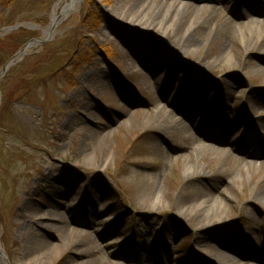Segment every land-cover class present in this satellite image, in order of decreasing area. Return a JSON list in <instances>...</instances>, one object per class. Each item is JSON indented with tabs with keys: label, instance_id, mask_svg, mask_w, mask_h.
<instances>
[{
	"label": "rangeland",
	"instance_id": "374dc122",
	"mask_svg": "<svg viewBox=\"0 0 264 264\" xmlns=\"http://www.w3.org/2000/svg\"><path fill=\"white\" fill-rule=\"evenodd\" d=\"M178 1L205 7L192 45L181 37L186 24L166 37L130 22L131 0H82L51 36L65 0H0L9 264H216L210 245L230 254L219 242L261 257L235 255L236 264H264V199L255 196L264 74L251 68L264 56L241 49L249 30L237 20L224 31L231 58L219 63L211 36L221 14L209 16L217 0ZM218 1L248 12L240 0ZM251 2L264 10V0ZM36 38L44 41L17 56ZM167 114L176 126L159 119ZM210 206L220 208L211 216Z\"/></svg>",
	"mask_w": 264,
	"mask_h": 264
},
{
	"label": "bare ground",
	"instance_id": "6f19581e",
	"mask_svg": "<svg viewBox=\"0 0 264 264\" xmlns=\"http://www.w3.org/2000/svg\"><path fill=\"white\" fill-rule=\"evenodd\" d=\"M65 6L62 9V13L60 16H56V13L53 14V17L51 19V24L47 29L46 34H52V31L50 30L51 25H55L58 23V21L61 19L62 15H64L66 12L68 13L72 8L76 6L77 3L81 2L82 0H65ZM213 7H209V16H217L218 14H221V20L220 23L212 28L214 29V32L211 36V38L214 39H220L219 43V51H218V62H224L229 61L231 58L230 52L232 50V45L228 42V40L224 36V31L228 29V31L231 29L232 24L235 23L237 20H242L243 25L247 27L249 32L247 34H243L242 36V50L246 53L250 51H254V48H256L257 55L259 57L264 56V29L261 30L260 28V22L256 19L258 17L257 15L263 16V11H258L256 8H252V5H250L251 0H248V2L245 5V9L248 12H243V10L238 7L236 10H230L229 6L226 4L225 1H218L213 2ZM221 3V6L219 7L218 4ZM154 5V6H153ZM204 6H195L194 4H182L178 0H131V11H130V22L132 23H140L145 20V22H148L146 26L154 29L156 28L161 35L166 36L169 34V29H178L181 28L183 24L187 25V29L185 30L182 40L185 41V44H191L196 43V39L192 36L193 29L192 24L194 25L193 28H197L199 25H195V22L199 21L201 18V13L204 11ZM198 11V12H197ZM250 11V12H249ZM191 14V15H188ZM176 18L177 24L175 25L174 20ZM207 18V16H206ZM205 18V19H206ZM135 20V22H134ZM161 27L159 30L157 27ZM197 26V27H196ZM257 28L259 30H256ZM256 30V31H255ZM253 52V53H255ZM152 54V52L150 53ZM151 56V55H150ZM253 71L255 72H261L264 74V59L257 58L256 63L251 67ZM164 110V108L161 106L159 108V112L155 113L157 116L160 111ZM165 113V112H164ZM166 115V113H165ZM160 117V116H159ZM162 120L163 124H166L167 122H173V125H177V121L174 117L167 114V116H162L159 118ZM165 120V121H164ZM167 121V122H166ZM182 127V124L180 125ZM179 127V128H180ZM261 140L263 141L264 136V129H262L260 132ZM263 143V149H264V142ZM198 149L201 151H209V148L205 145H202L200 141L197 143ZM259 165H264V163H260ZM262 184L257 188L255 196L257 198L264 199V175L262 176ZM222 201V198L219 200ZM220 206V203H218ZM218 208H214L213 206L208 207V213L212 216L213 212H217ZM212 218V217H211ZM219 245L223 246L224 248L228 249L230 254L226 255H218L216 254L217 248L215 246L210 245L208 247L209 251L213 253V259L216 262V264H236L235 262V255L239 256L242 255V252L237 249H233L224 242H219ZM257 260H260V257H256ZM0 264H9L8 256L4 252L1 243H0Z\"/></svg>",
	"mask_w": 264,
	"mask_h": 264
},
{
	"label": "water",
	"instance_id": "95a60500",
	"mask_svg": "<svg viewBox=\"0 0 264 264\" xmlns=\"http://www.w3.org/2000/svg\"><path fill=\"white\" fill-rule=\"evenodd\" d=\"M51 24V23H50ZM56 25V24H55ZM55 25H51V27H50V30L52 31L53 30V28L55 27ZM50 26V25H49ZM48 36H51V33L50 34H47ZM33 41H37V42H43L44 40H42V39H34V40H31L30 42H28V43H26L25 44V46H24V48L21 50V51H19L18 53H17V55H23L24 54V51L28 48V47H30L31 45H32V43H33ZM10 66V63H8V64H6L4 67H3V69H2V71H1V73H0V77L3 75V73L8 69V67Z\"/></svg>",
	"mask_w": 264,
	"mask_h": 264
},
{
	"label": "trees",
	"instance_id": "16d2710c",
	"mask_svg": "<svg viewBox=\"0 0 264 264\" xmlns=\"http://www.w3.org/2000/svg\"><path fill=\"white\" fill-rule=\"evenodd\" d=\"M92 23H93L92 26H90L89 28H94V27H96L97 24H98V23H97V20H96L95 22L92 21ZM86 24H89V23H86ZM10 38L12 39V37H10ZM21 42H22V41H21ZM21 42H20V43H21Z\"/></svg>",
	"mask_w": 264,
	"mask_h": 264
}]
</instances>
